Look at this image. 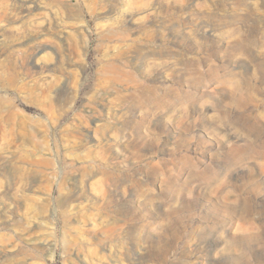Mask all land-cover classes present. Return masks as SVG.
Listing matches in <instances>:
<instances>
[{"label":"rangeland","instance_id":"obj_1","mask_svg":"<svg viewBox=\"0 0 264 264\" xmlns=\"http://www.w3.org/2000/svg\"><path fill=\"white\" fill-rule=\"evenodd\" d=\"M1 4L0 264H264V0Z\"/></svg>","mask_w":264,"mask_h":264},{"label":"bare ground","instance_id":"obj_2","mask_svg":"<svg viewBox=\"0 0 264 264\" xmlns=\"http://www.w3.org/2000/svg\"><path fill=\"white\" fill-rule=\"evenodd\" d=\"M1 5H2V6H0V9H1L2 11H3V9L5 10V6H3V4H1ZM4 13H5V12H2V13L0 12V21H1L2 18H4ZM5 14H6V13H5ZM25 52H26V51H25ZM253 128H254V127H253ZM254 129H256V127H255Z\"/></svg>","mask_w":264,"mask_h":264}]
</instances>
